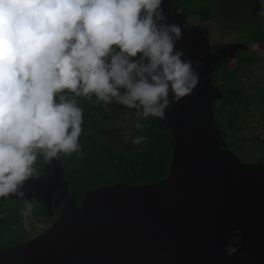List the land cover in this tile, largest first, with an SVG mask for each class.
Listing matches in <instances>:
<instances>
[{"label": "water", "instance_id": "obj_1", "mask_svg": "<svg viewBox=\"0 0 264 264\" xmlns=\"http://www.w3.org/2000/svg\"><path fill=\"white\" fill-rule=\"evenodd\" d=\"M162 8L166 23L181 27L175 49L199 73L191 95L171 103L158 121L174 143L168 175L91 190L78 206L61 158L46 163L25 182L23 199H37L50 214L60 207V214L35 238L0 247V264H264V163H244L225 147L213 110L223 93L211 74L245 45L212 47L208 31L184 26L170 0ZM13 199L22 201L0 198ZM229 244L237 248L231 256Z\"/></svg>", "mask_w": 264, "mask_h": 264}, {"label": "clouds", "instance_id": "obj_2", "mask_svg": "<svg viewBox=\"0 0 264 264\" xmlns=\"http://www.w3.org/2000/svg\"><path fill=\"white\" fill-rule=\"evenodd\" d=\"M162 2L0 0V198H21L26 230L33 203L21 189L40 175V158L85 155L81 99L115 102L135 110L137 121L163 120L171 103L196 88L199 73L175 49L181 27L166 23ZM124 139L138 146L147 137ZM234 244L226 255L237 251Z\"/></svg>", "mask_w": 264, "mask_h": 264}, {"label": "trees", "instance_id": "obj_3", "mask_svg": "<svg viewBox=\"0 0 264 264\" xmlns=\"http://www.w3.org/2000/svg\"><path fill=\"white\" fill-rule=\"evenodd\" d=\"M170 2L183 13L184 26H190L193 24L190 22L196 20L193 25L208 31V23H213L221 36L241 35L245 39V48L234 57L233 66L230 67L229 62H226L211 74L213 86L223 93L222 98L214 101L213 110L214 121L221 132V140L228 149V139L236 138L248 128L247 117L250 115V106L257 105L260 110L264 106V91L258 89L250 95L239 83L244 76V69L259 60L256 51L248 49V45L264 48V15L260 23L222 21L215 14L214 2L210 0H170ZM254 4L260 11L264 9V0H256ZM94 100L95 97L93 102L83 99L79 101V106L83 109L84 121L79 141L84 157L82 159H77L75 155L72 158L61 157L68 192L76 196L78 206L85 193L103 186L115 184L138 186L162 180L168 175L172 159L174 144L172 135L169 130L159 128V118L149 117L140 121L147 124L146 128L140 130V136L147 137V140L144 146L136 151L122 152L99 139L97 132L103 128L105 120L104 104L97 105ZM247 141L248 138L244 137L240 140V144ZM258 145H264V141L258 139L255 147ZM252 163H264V157L252 160ZM45 165L46 163L40 158L36 164L40 175ZM30 201L33 203V212L29 217V229L26 230L22 224V201L0 200V247H13L27 242L25 234L35 229V226L30 225V221H34L44 231L57 220L60 207H53L50 214L37 199Z\"/></svg>", "mask_w": 264, "mask_h": 264}, {"label": "rangeland", "instance_id": "obj_4", "mask_svg": "<svg viewBox=\"0 0 264 264\" xmlns=\"http://www.w3.org/2000/svg\"><path fill=\"white\" fill-rule=\"evenodd\" d=\"M210 1L214 2L213 10L222 21L234 20L257 23L263 19L262 11L255 7L254 2L256 0ZM190 23L194 24L196 20ZM208 31L212 47L245 43V39L241 35L221 36L213 23H208ZM247 48L256 51L259 60L256 64L244 69V76L239 80V83L244 86L248 94L252 95L255 90L264 91V48L251 47L250 44ZM233 62V60L229 61L230 67L233 66ZM249 112L250 115L247 117L248 128L242 134H238L236 138L228 139V150L244 163H252V160L264 157V145L255 147L258 139L264 141V106L260 110L257 105L252 104ZM103 117L105 119L103 128L97 132L99 139L122 152L136 151L144 146L145 142L137 146L131 142V139L127 141L124 139L126 134H130L131 137L140 136V130H136L134 127L135 123L140 122L135 118V110L124 108L114 102L111 105H104ZM244 137H247L248 141L241 145L240 140ZM259 148L262 150H258ZM30 225L35 226V229L34 231L29 230L25 234L27 241L43 232V228L34 221H30Z\"/></svg>", "mask_w": 264, "mask_h": 264}, {"label": "flooded vegetation", "instance_id": "obj_5", "mask_svg": "<svg viewBox=\"0 0 264 264\" xmlns=\"http://www.w3.org/2000/svg\"><path fill=\"white\" fill-rule=\"evenodd\" d=\"M261 21L259 20V22H257V23H260ZM256 48H257V46H256ZM232 60H234V58L232 59Z\"/></svg>", "mask_w": 264, "mask_h": 264}]
</instances>
